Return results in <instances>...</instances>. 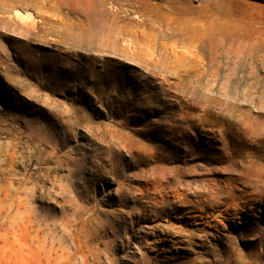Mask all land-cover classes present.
<instances>
[{"label": "rangeland", "instance_id": "obj_1", "mask_svg": "<svg viewBox=\"0 0 264 264\" xmlns=\"http://www.w3.org/2000/svg\"><path fill=\"white\" fill-rule=\"evenodd\" d=\"M212 128L264 167V0H0V264H264V184L149 193L229 163Z\"/></svg>", "mask_w": 264, "mask_h": 264}, {"label": "bare ground", "instance_id": "obj_2", "mask_svg": "<svg viewBox=\"0 0 264 264\" xmlns=\"http://www.w3.org/2000/svg\"><path fill=\"white\" fill-rule=\"evenodd\" d=\"M16 13H14V14H16ZM19 17H20V15H19ZM17 18H18V16H17ZM31 24L34 25L35 21L32 20ZM28 27H30V26L28 25ZM213 122H214V120H213ZM226 127H228V126H226ZM207 129H209V128H207ZM217 131L212 128L211 132L213 135L209 136V137H213V139L215 138V140L217 138V139L221 140V142L223 143V145H222L223 148H221L220 151L224 152V153H222L221 158H220V156L216 157V158L219 159L218 162H223L224 161L223 159L225 157L229 163L226 164L225 166L217 165V166H211V167H208L207 165L197 164L191 168H188L189 169L188 172H192V173L181 171L180 169H178L177 172L172 173V171H169L167 168H162V167H159V169H156V170L153 169V172H152L153 176L148 181L153 186L152 189L150 188L151 192H149V193H151L152 197L155 198V200L158 204H161V206H163L164 204H166L168 202H175L177 205H180L183 207H189L192 211L198 205L203 206V205H210L211 204L214 207L220 206V203H222V200H223L221 197L222 193L228 189L236 190V188L233 184L234 181H236V180L242 181L243 183L247 184L248 187H252V188L257 189L258 193H260L259 191H262V187L264 184V167L261 165L258 167H255V168L249 167L247 170L248 173L240 172V173H236V174H238V176H236L233 171H236L235 167L238 166V161L233 159V158H235V156H236L235 151H237V150L232 148V145H235V143L239 140L242 141V139H240L238 136H234V138L230 140V139L225 137V134H223V132H221V131L217 132ZM176 136H177V134H176ZM115 142L119 143V145H120L119 146L120 150H118V152L122 151L121 149L123 146H124V148H127L128 151L133 149L132 145H128L127 143H125L126 140H124L121 137H119L118 140H116ZM154 153H152V154H154ZM198 156H201V158H206L205 156H203L201 154ZM216 158L210 157V159L209 158L208 159L210 160V162H214V160ZM100 165H102V163H100ZM198 168H200L202 172L201 171L197 172ZM223 171H228L229 176H231V180L227 181V183L225 185H222L223 182L218 177H213L214 174L222 173ZM247 175H249V176H247ZM185 182H187L188 184L195 182V185H200V186L203 185V188L202 189L199 188V189H196L193 191H187L188 187L185 186ZM163 189H164V192H162ZM169 206H171V205H169ZM171 209H172V211H177L179 209V206L172 207ZM228 210H230V208L225 209L226 212H228ZM246 262H248V261H246Z\"/></svg>", "mask_w": 264, "mask_h": 264}]
</instances>
